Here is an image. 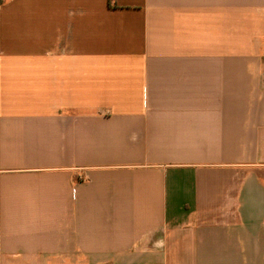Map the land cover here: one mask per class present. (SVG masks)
Here are the masks:
<instances>
[{
    "label": "crops",
    "instance_id": "obj_1",
    "mask_svg": "<svg viewBox=\"0 0 264 264\" xmlns=\"http://www.w3.org/2000/svg\"><path fill=\"white\" fill-rule=\"evenodd\" d=\"M0 264H264V0H0Z\"/></svg>",
    "mask_w": 264,
    "mask_h": 264
}]
</instances>
